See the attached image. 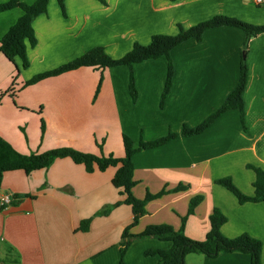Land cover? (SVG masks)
Instances as JSON below:
<instances>
[{
    "label": "crops",
    "instance_id": "obj_1",
    "mask_svg": "<svg viewBox=\"0 0 264 264\" xmlns=\"http://www.w3.org/2000/svg\"><path fill=\"white\" fill-rule=\"evenodd\" d=\"M10 0H0L5 3ZM33 4L37 0H20ZM65 0L66 13L50 0L47 13L33 22L37 45L28 43L30 61L11 62L0 54V136L24 155L72 148L97 156L123 158V135L138 147L141 138L154 141L172 132V142L134 156V195L145 198L180 185L188 190L168 193L147 204V214L132 228L182 226L189 202L203 201L186 222L185 234L204 241L210 217L219 209L227 217L221 232L227 238L248 234L263 244L264 202L239 204L218 179L231 177L246 195L253 196L256 174L264 170V34L250 40L248 80L244 92L245 122L239 110H229L207 131L185 137V125L195 128L217 112L240 79L245 33L237 28L208 30L202 42L190 40L173 50V88L165 106L161 98L167 77L165 58L134 66L138 99L132 100L130 69L81 68L27 86L35 76L67 64L95 47L113 59L130 52L136 43L148 45L154 35L179 33L216 16L264 26V3L253 0ZM23 15L19 8L0 15V40ZM102 80L101 89L95 98ZM118 168L88 173L71 159L56 160L30 175H4L0 191L13 203L0 208V264H158L148 251H168L172 243L155 238L134 241L121 263L124 230L133 222L132 208L113 184ZM107 214H103L106 212ZM91 220L89 230L81 223ZM185 264H251L241 253L216 259L187 256Z\"/></svg>",
    "mask_w": 264,
    "mask_h": 264
},
{
    "label": "trees",
    "instance_id": "obj_2",
    "mask_svg": "<svg viewBox=\"0 0 264 264\" xmlns=\"http://www.w3.org/2000/svg\"><path fill=\"white\" fill-rule=\"evenodd\" d=\"M57 1L62 12L65 14V0ZM99 1L106 4L104 0ZM49 2L50 0H37L33 4H27L20 0H10L5 3H0V15L17 8L23 11V15L0 40V54L5 55L7 59L13 63H15L16 58L21 59L22 66L21 68H17L19 74L22 69H28L30 67L27 44L29 43L31 47L37 45L33 22L37 17L47 13ZM223 27L241 29L246 35L242 48L239 82L234 91L227 97L221 108L206 119L201 125L195 128L185 125L183 128V136L190 137L204 133L229 110L240 111L241 123L244 130H247L244 102V92L249 72L247 54L250 40L264 34V26L249 24L228 16H216L208 21L197 24L190 29H184L179 26V33L175 36L154 35L150 44L141 45L136 43L130 52L119 59L111 58L106 53L105 48L95 47L83 56L67 64L35 76L32 80L28 81L26 85H33L43 80L58 77L81 68L113 69L117 67H128L131 71L129 83L130 94L132 100L136 102L138 99V90L134 74V66L146 61L165 58L167 60V77L161 98V108H163L167 97L173 88L175 76V64L171 56L173 50L190 40L202 42L204 35L208 30ZM101 84L102 80H100L97 87L95 98L100 92ZM177 137L178 135L169 132L167 135L154 141L148 142L141 138L138 147H135L133 139L124 134L123 146L125 156L123 158H116L114 155L97 156L90 153H83L72 148H58L40 154L24 155L18 152L9 142L0 136V189L6 173L24 171L27 175H30L35 171L47 169L58 159L69 158L75 164L83 165L88 173H93L95 170L105 172L109 168H118L112 184L116 189L120 190L124 200L117 203L115 206L120 204L128 205L132 208L134 215L133 222L124 230L122 235L121 263H123V258L134 241L144 238H155L172 243V247L168 251H148L146 253L147 256H159L160 261L158 264H185L187 256L191 254H200L211 259H216L223 253L246 254L251 257V264H261L263 250L262 242L258 239L252 238L248 234H243L236 238L225 237L221 232V228L227 223V217L217 208L214 209L210 217L211 228L204 241L191 239L185 234L186 222L202 203V196H195L190 200L188 213L182 218L181 228L175 229L168 224H157L148 226L142 233H130L132 228L137 226L141 218L147 214L146 206L148 203L160 199L168 193H178L188 190V186L180 185L172 190H167L165 188L156 194L147 192L143 199H139L134 195V189L138 184L134 178V156L139 152L167 145ZM247 167L253 170L256 174V180L253 184L255 188L253 196L243 193L236 186L231 177L218 179L216 184L231 192L241 205L246 203L264 202V170L252 165H248ZM103 214H107V211L103 212ZM90 223L91 220L83 221L81 223V231H88Z\"/></svg>",
    "mask_w": 264,
    "mask_h": 264
},
{
    "label": "built area",
    "instance_id": "obj_3",
    "mask_svg": "<svg viewBox=\"0 0 264 264\" xmlns=\"http://www.w3.org/2000/svg\"><path fill=\"white\" fill-rule=\"evenodd\" d=\"M257 5H261L264 3V0H253ZM13 195L11 193H6L0 191V208L3 210H7L11 207L13 203Z\"/></svg>",
    "mask_w": 264,
    "mask_h": 264
},
{
    "label": "rangeland",
    "instance_id": "obj_4",
    "mask_svg": "<svg viewBox=\"0 0 264 264\" xmlns=\"http://www.w3.org/2000/svg\"><path fill=\"white\" fill-rule=\"evenodd\" d=\"M97 1H99V0H97Z\"/></svg>",
    "mask_w": 264,
    "mask_h": 264
}]
</instances>
